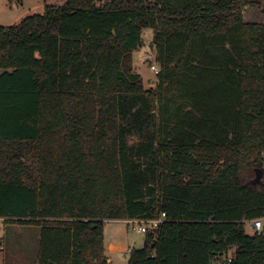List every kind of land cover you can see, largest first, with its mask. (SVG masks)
<instances>
[{
    "label": "trees",
    "instance_id": "trees-1",
    "mask_svg": "<svg viewBox=\"0 0 264 264\" xmlns=\"http://www.w3.org/2000/svg\"><path fill=\"white\" fill-rule=\"evenodd\" d=\"M263 2L66 0L0 25V218L38 229L37 264H109L107 220L162 213L128 264H264V23L242 11ZM149 29L155 88L133 64Z\"/></svg>",
    "mask_w": 264,
    "mask_h": 264
},
{
    "label": "rangeland",
    "instance_id": "rangeland-1",
    "mask_svg": "<svg viewBox=\"0 0 264 264\" xmlns=\"http://www.w3.org/2000/svg\"><path fill=\"white\" fill-rule=\"evenodd\" d=\"M66 0H0V25H10L19 22L25 16L42 12L45 4L62 5ZM155 1V0H148ZM243 18L247 22L264 23V2L256 5H247L242 8ZM144 43L134 52L133 64L144 81L146 88H155L158 82L157 73L152 69L156 65L158 70L160 64L156 61V43L154 42V31L149 29L143 34ZM153 46V49L151 48ZM2 70H0V73ZM168 86V81L165 82ZM168 93V91H167ZM169 94V93H168ZM165 100V99H164ZM186 103H189L186 99ZM188 111L190 107L187 108ZM264 173V166L258 167ZM262 180V178H261ZM260 180V181H261ZM264 223V220H263ZM264 228V227H263ZM249 233L252 230L247 227ZM146 233L135 231L131 224L124 220L106 221V245L110 242L120 243L124 250L110 253L111 264H128L130 249L143 246ZM38 229L29 225L13 224L0 218V264H37L36 253L38 249ZM129 249V250H128ZM230 252L228 255H231ZM224 258V257H223Z\"/></svg>",
    "mask_w": 264,
    "mask_h": 264
},
{
    "label": "built area",
    "instance_id": "built-area-1",
    "mask_svg": "<svg viewBox=\"0 0 264 264\" xmlns=\"http://www.w3.org/2000/svg\"><path fill=\"white\" fill-rule=\"evenodd\" d=\"M151 67L156 73H158L159 70L156 65L153 64ZM165 217L166 213H162L159 218L149 220L130 219L128 220V223L132 225L135 231H138L140 233H146L149 230L157 229L159 227V224L163 221ZM263 226V219H254L249 222V227L253 230L254 233H261L263 231Z\"/></svg>",
    "mask_w": 264,
    "mask_h": 264
},
{
    "label": "crops",
    "instance_id": "crops-1",
    "mask_svg": "<svg viewBox=\"0 0 264 264\" xmlns=\"http://www.w3.org/2000/svg\"><path fill=\"white\" fill-rule=\"evenodd\" d=\"M126 222H128V220H124ZM105 234H106V227H105ZM105 247H106V256L108 258V262L109 264L112 263V258L107 255V252L110 251L111 254H113V252L118 251V250H124V247L120 244V243H114V242H110L109 245H106V236H105ZM130 249V250H129ZM128 250L131 251L132 248H129Z\"/></svg>",
    "mask_w": 264,
    "mask_h": 264
},
{
    "label": "water",
    "instance_id": "water-1",
    "mask_svg": "<svg viewBox=\"0 0 264 264\" xmlns=\"http://www.w3.org/2000/svg\"><path fill=\"white\" fill-rule=\"evenodd\" d=\"M151 48L153 49V46H151ZM261 178H262V172L259 168H257V179H256L257 182H260Z\"/></svg>",
    "mask_w": 264,
    "mask_h": 264
}]
</instances>
